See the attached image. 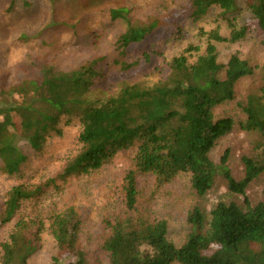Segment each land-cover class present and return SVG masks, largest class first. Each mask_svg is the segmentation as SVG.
I'll list each match as a JSON object with an SVG mask.
<instances>
[{"label": "trees", "instance_id": "16d2710c", "mask_svg": "<svg viewBox=\"0 0 264 264\" xmlns=\"http://www.w3.org/2000/svg\"><path fill=\"white\" fill-rule=\"evenodd\" d=\"M212 6L229 12L236 7V0H190L188 14L197 20ZM249 8L257 31L264 35V0H251ZM129 12L125 6L111 10L113 18L127 21L126 31L117 40L120 67L125 71L150 64L161 52L151 44L129 48L147 41L162 24L159 19L131 22ZM251 29L244 24L228 37L210 31L206 54L195 63H189L185 53L197 49L190 46L173 58L165 80L151 85L125 81L114 93L98 100L89 96L98 73L97 60L71 70L43 63L38 76L24 78L9 88L0 86L1 170L14 174L26 160L18 139L25 138L40 149L49 137L62 133V117L77 112L82 146L60 178L96 170L119 151L136 144L138 148L134 168L125 176L127 212L110 222L111 233L103 245L111 264H264V202L253 204L247 194L249 185L264 173V79L259 93L250 94L243 105L247 117L242 129L259 135L255 144L258 153L243 156L244 177L233 175L227 163L228 151L219 164L210 156L218 140L234 125L231 117H216L214 108L233 100L237 84L255 72V67L237 53L226 64L220 63L215 42L238 41ZM181 172L191 173L192 186L200 197H205L217 175H222L228 190L244 200L243 204L218 201L209 219L201 205H194L188 213L192 226L189 239L177 246L168 238L167 220L152 219L138 207L137 175L152 173L164 184ZM38 191L24 184L13 186L0 213V229L13 220L22 202ZM42 225L41 221L19 219L1 243V264H29L39 247ZM49 229L60 256L76 257L77 263H84L85 253L79 245L81 221L75 209L53 213Z\"/></svg>", "mask_w": 264, "mask_h": 264}, {"label": "rangeland", "instance_id": "374dc122", "mask_svg": "<svg viewBox=\"0 0 264 264\" xmlns=\"http://www.w3.org/2000/svg\"><path fill=\"white\" fill-rule=\"evenodd\" d=\"M250 1L236 0V7L229 12L212 6L195 20L188 14L190 0H0V86L9 88L24 78L38 76L43 63L54 69L71 70L97 60L98 73L89 96L98 100L114 93L125 81L151 85L165 80L173 58L188 47L197 48L185 52L189 63L206 54L210 31L217 30L228 37L247 24L252 29L244 38L215 42L220 63L226 64L237 53L255 67V72L237 84L233 100L214 108L216 117H231L234 125L210 152L219 164L228 151L229 168L237 179H242L243 156L258 153L255 144L259 139L257 132L241 127L247 117L243 105L250 94L259 93L264 79V35L256 29ZM124 6L130 10L131 22L149 23L155 19L162 22L147 41L129 47L135 50L151 44L161 50L160 54L150 64L137 65L129 71L120 67L121 49L117 43L127 29V21L111 15L113 8ZM59 126L62 133L49 137L40 149L25 138L18 139L26 155L18 172L5 173L0 161V213L13 186L24 184L39 190L34 197L24 200L13 220L0 229V264L1 243L8 239L21 218L43 224L39 247L29 264H55L56 259L57 264H80L76 257L59 255L57 240L49 229L53 213L70 208L75 209L81 221L79 245L85 253L82 264H111L103 245L111 233L110 222L127 212L125 176L134 168L137 144L119 151L96 170L63 179L59 175L82 146L79 113L63 116ZM137 186L138 207L152 219L167 220L168 238L177 246L189 239L192 226L188 213L194 205H201L209 219L218 201L235 200L243 204L244 200L242 195L228 190L222 175H217L205 197L196 193L190 172H181L164 184H159L152 173H140ZM247 194L253 204L264 202V173L249 185Z\"/></svg>", "mask_w": 264, "mask_h": 264}]
</instances>
